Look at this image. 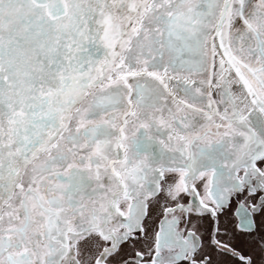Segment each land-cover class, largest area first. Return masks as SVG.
<instances>
[{"label": "snow or ice", "instance_id": "obj_1", "mask_svg": "<svg viewBox=\"0 0 264 264\" xmlns=\"http://www.w3.org/2000/svg\"><path fill=\"white\" fill-rule=\"evenodd\" d=\"M233 262L264 264V0H0V264Z\"/></svg>", "mask_w": 264, "mask_h": 264}, {"label": "flooded vegetation", "instance_id": "obj_2", "mask_svg": "<svg viewBox=\"0 0 264 264\" xmlns=\"http://www.w3.org/2000/svg\"><path fill=\"white\" fill-rule=\"evenodd\" d=\"M190 199V198H188ZM241 203H245V206H247L246 202L241 199V201L237 202L233 200L231 206L229 209H227V215L222 216V221L227 224L236 234H237V247L243 249L244 254H248L249 249L248 247L243 243V233L239 229L240 224V218L237 214V209L240 207ZM163 217L161 216H153L152 218V227L154 229H158L160 226V223L162 221ZM235 264V262H233Z\"/></svg>", "mask_w": 264, "mask_h": 264}]
</instances>
